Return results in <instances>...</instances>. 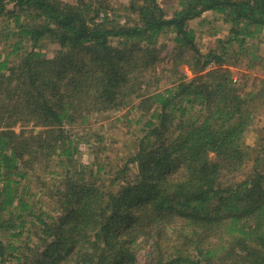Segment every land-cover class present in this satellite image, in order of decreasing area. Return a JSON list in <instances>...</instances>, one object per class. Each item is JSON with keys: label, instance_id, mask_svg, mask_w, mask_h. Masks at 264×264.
Here are the masks:
<instances>
[{"label": "trees", "instance_id": "16d2710c", "mask_svg": "<svg viewBox=\"0 0 264 264\" xmlns=\"http://www.w3.org/2000/svg\"><path fill=\"white\" fill-rule=\"evenodd\" d=\"M176 4L168 14L157 0H0L6 35L19 37L0 56V264H137L144 248L143 264H264V126L245 142L264 115V55L249 47L264 0ZM205 11L228 27L202 51L189 21ZM242 55L248 72L234 78ZM164 77L172 85L160 88ZM126 107L142 134L102 180L103 164L77 161L72 128ZM48 172L54 204L35 208L28 182Z\"/></svg>", "mask_w": 264, "mask_h": 264}, {"label": "rangeland", "instance_id": "374dc122", "mask_svg": "<svg viewBox=\"0 0 264 264\" xmlns=\"http://www.w3.org/2000/svg\"><path fill=\"white\" fill-rule=\"evenodd\" d=\"M118 4L117 6L126 2V0H111ZM160 6L168 14L172 9L177 7L176 0H157ZM119 9V8H117ZM219 14L211 11H205L200 17L194 18L189 21V26L193 28L196 34V42L198 47L205 51L209 48H215L224 41L227 31V24L222 22L219 18ZM12 24L6 19L0 18V56L4 57L12 50V44L19 39L17 34L6 35V32L11 30ZM259 42V43H258ZM160 43L161 57L163 60L159 63L160 67L171 68L170 55L172 52L171 41L168 36L163 35ZM29 47L26 41L20 44V50L18 53H22ZM252 49H257L264 55V33L257 37V41L252 42L250 46ZM58 46L50 43H46L42 51L47 56H52L57 50ZM15 52L9 55V58H14ZM246 59L244 55L239 56L236 65L229 66L233 73V77H241L247 73ZM188 77H191L190 72L182 67ZM252 73V72H250ZM168 78H162L160 88L165 86H171L172 83L167 80ZM126 108H122L116 111L100 112L90 115L89 120L86 123L76 125L72 128V132L77 133L78 139V153L76 159L83 165H88L95 169V164L104 165V171L100 173L101 179L108 180L103 176L106 171L115 172L116 169L121 167L127 157L134 151L137 137L142 134V122L141 117L136 112H126ZM125 115V116H124ZM264 115L259 111L252 119L251 130H247L245 133V142L250 145H254L257 137L263 134ZM19 130V127H15ZM211 156H213L211 154ZM128 173H125L126 178L132 177V173L135 168H131ZM123 172L117 174V177L123 178ZM40 181L28 182L30 196L27 199L33 201L35 208L41 206L46 209H51L54 204V190L59 185L55 174L50 172L41 176ZM116 177V176H113ZM112 177V178H113ZM110 179V178H109ZM21 245L23 243H20ZM146 249H141L137 253V264L144 263V254ZM66 264H73L72 261H67Z\"/></svg>", "mask_w": 264, "mask_h": 264}]
</instances>
